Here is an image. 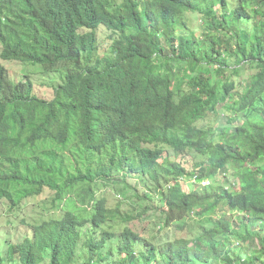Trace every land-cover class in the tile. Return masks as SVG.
Returning a JSON list of instances; mask_svg holds the SVG:
<instances>
[{
    "label": "trees",
    "instance_id": "16d2710c",
    "mask_svg": "<svg viewBox=\"0 0 264 264\" xmlns=\"http://www.w3.org/2000/svg\"><path fill=\"white\" fill-rule=\"evenodd\" d=\"M0 44V264H264V0H0Z\"/></svg>",
    "mask_w": 264,
    "mask_h": 264
},
{
    "label": "rangeland",
    "instance_id": "374dc122",
    "mask_svg": "<svg viewBox=\"0 0 264 264\" xmlns=\"http://www.w3.org/2000/svg\"><path fill=\"white\" fill-rule=\"evenodd\" d=\"M188 24L190 26L191 31L192 30H200L201 24L200 20L195 18H191L188 20ZM110 44L111 41L108 39V32L105 28H101L99 30V48H100V54H108L110 51ZM2 48V45L0 44V50ZM233 62V61H232ZM2 64L6 67L9 78L13 80L14 82H19L20 80H24L27 75L28 78L31 80L34 86L35 93L47 100H51L55 96V91L59 87V85H62L65 81V73L64 72H57V73H49L44 70V68L40 65H30V64H24L21 62H2ZM233 64V63H232ZM221 116H215L210 115L209 118L204 121L201 126L204 127H213L216 129H222L225 125L228 124V117L225 116V114L221 111ZM189 169L191 166L188 167ZM129 182L135 183V179H130ZM144 186H140L141 190ZM113 188H109L108 191L111 192ZM117 195V192L114 193ZM113 193L109 194L108 200L110 205H116L117 204V198L114 197ZM47 196V195H46ZM45 196V197H46ZM44 197V198H45ZM117 199V200H116ZM48 201V200H46ZM34 208L33 201L28 203V206L26 208V215L31 213V211ZM6 212H9L8 207L6 204H3L0 206V239L2 241H5L6 238L11 237L12 241L14 243H17L22 236L29 234L30 231L27 229H22L18 227V229H13L8 221L6 220ZM159 222V218L157 217L156 213L149 214L146 217H143L142 219L137 221V224L135 223V228L144 231V235L149 238H164L166 234L163 232H159L158 225L156 224ZM209 222H206L205 225L209 226ZM198 228H196L195 233L198 232ZM171 234V233H170Z\"/></svg>",
    "mask_w": 264,
    "mask_h": 264
},
{
    "label": "built area",
    "instance_id": "2783aa9c",
    "mask_svg": "<svg viewBox=\"0 0 264 264\" xmlns=\"http://www.w3.org/2000/svg\"><path fill=\"white\" fill-rule=\"evenodd\" d=\"M203 184H204V185H208V184H209V182H204Z\"/></svg>",
    "mask_w": 264,
    "mask_h": 264
}]
</instances>
